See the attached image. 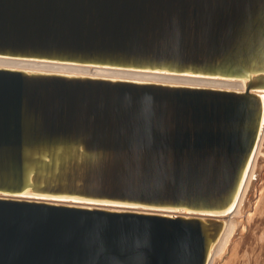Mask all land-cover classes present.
Masks as SVG:
<instances>
[{
    "label": "water",
    "instance_id": "95a60500",
    "mask_svg": "<svg viewBox=\"0 0 264 264\" xmlns=\"http://www.w3.org/2000/svg\"><path fill=\"white\" fill-rule=\"evenodd\" d=\"M0 57L243 80L0 67V264H207L264 119V0H0Z\"/></svg>",
    "mask_w": 264,
    "mask_h": 264
},
{
    "label": "bare ground",
    "instance_id": "6f19581e",
    "mask_svg": "<svg viewBox=\"0 0 264 264\" xmlns=\"http://www.w3.org/2000/svg\"><path fill=\"white\" fill-rule=\"evenodd\" d=\"M0 67L34 70V71H45V72H56V73H65V74H74V75L100 76V77H108V78L129 79L136 81H153V82L182 84V85H190V86L234 89L239 91L244 89L243 80H235V79L221 78V77H206V76L190 75V74L117 69V68H109V67H101V66L80 65V64L61 63V62H52V61H39V60L0 57ZM259 94L264 101V92H259ZM263 149H264V119L260 129L259 138L256 143V147L249 168L247 170V174L243 182L241 191L239 193V196L233 208L229 212L219 215V217L224 220L225 227L220 239L214 245L213 249L210 252V257L207 264H212L216 256L219 253L223 252L225 244L228 242L230 236L234 234L233 232L234 220L232 221L231 220L232 217L229 215L233 211H234L233 213H239L248 204L251 197V193L255 185V180L257 179L256 176L258 172V166L260 163V156L263 154ZM61 201L66 203H80L83 205L114 207L113 205H108V204L78 202V201H73V199L61 200ZM162 212L168 214L173 213V211H162ZM177 212L183 214H190L185 211H177ZM227 216L229 217L227 218ZM225 218H227V220ZM249 239L251 241H255L256 239V223H255L254 232L249 234V237H247L245 240H248L247 242L249 243L250 241ZM243 244L241 245L238 244V247L239 248L242 247ZM250 248L251 245L249 244L247 248L242 250L244 252L242 256H250L251 255Z\"/></svg>",
    "mask_w": 264,
    "mask_h": 264
},
{
    "label": "rangeland",
    "instance_id": "374dc122",
    "mask_svg": "<svg viewBox=\"0 0 264 264\" xmlns=\"http://www.w3.org/2000/svg\"><path fill=\"white\" fill-rule=\"evenodd\" d=\"M257 176L248 204L239 213L233 211L229 215L232 217L231 220H234V234L230 236L223 252L216 256L212 264H264V149L260 156ZM255 223L256 239L255 241L249 239L248 243L245 239L254 232ZM238 244L243 246L239 248ZM249 244L251 255L242 256L244 254L242 250Z\"/></svg>",
    "mask_w": 264,
    "mask_h": 264
}]
</instances>
